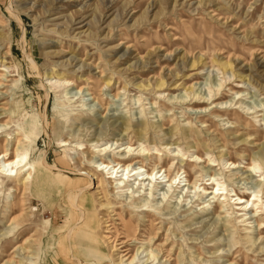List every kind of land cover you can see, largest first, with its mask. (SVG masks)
<instances>
[{"label": "rangeland", "instance_id": "obj_1", "mask_svg": "<svg viewBox=\"0 0 264 264\" xmlns=\"http://www.w3.org/2000/svg\"><path fill=\"white\" fill-rule=\"evenodd\" d=\"M16 139L36 170L2 180L0 264H129L104 236L130 219L133 264H264L244 195L264 205V0H0V154ZM107 144L180 186L117 189L96 168Z\"/></svg>", "mask_w": 264, "mask_h": 264}, {"label": "bare ground", "instance_id": "obj_2", "mask_svg": "<svg viewBox=\"0 0 264 264\" xmlns=\"http://www.w3.org/2000/svg\"><path fill=\"white\" fill-rule=\"evenodd\" d=\"M82 90H83L82 88L79 89V92L82 93ZM202 99L207 100V98H204L203 96L200 97V95H199L198 100H202ZM95 100H97L98 104L102 105V103L99 100V98H95ZM190 102H192V100H190ZM196 103L197 102H195L193 105H195ZM16 145H18V147L15 149V152L13 154L10 153V150H9L10 148L6 144H5V148L3 150V153L0 154V191L4 188V181H2V180H6V181L7 180H9V181L15 180V181H17L19 183L20 187H25L27 184H29V182L31 181V179L33 177L32 176V172L36 170L35 165L27 160V156L23 155V154H20V150H22V148H24V145L21 142V140H17V144ZM67 145L68 144L65 143V145L63 147H67ZM112 147L113 146L110 147V145L107 144L105 146H102V148L97 152L98 153L97 154V158H99V161L97 163L98 167H96V168H98L100 170L99 172L102 173V174L104 172H106V174L109 175V181L114 180V182H111V183H115V184L117 183V185H116L117 189H119V188H122V189L128 188L130 186V184H132L131 183L132 182V178H134V177H136L137 181L140 180V182L138 183V187L136 188L137 190H141L142 186L144 188L146 182H149V184L150 183L151 184L154 183V187H158L159 185H161L160 179H164V181L170 183V188L174 189V193L178 189V186H180V184L182 182L181 181L180 172L176 173V175H173L174 173H173V171L170 168L169 169L166 168V170H163L161 168V170L156 171V170H158V166L159 165H156L155 168L151 170V172H149V170H145L144 168H147V166H146V161L144 160V156H147V155L145 153H143L142 150L136 152L139 149L138 147H135L134 145L133 146L129 145L126 148L124 147V150H122L123 154H120L118 157H114V155H113L112 158H108L109 155L114 152V151L113 152L111 151ZM125 150L127 152H125ZM195 163L197 165L198 161L195 162ZM232 165H233V163H231V166ZM249 168H251V169L253 168V170L255 169V162L254 161L250 162ZM90 169H91V167H90ZM251 169H249L248 172L251 174V176H253V174L251 172ZM182 170H184V169L182 168ZM183 173L185 174V177L187 179L185 181H187L188 184L191 185V187H194L195 189L198 188L197 187L198 183L200 181H203L202 179H198L196 181L191 182V178H192L191 175H189L188 172H186V171H184ZM102 174H99L97 169H96V171H94L92 173L90 171V172L84 174V176L87 175L90 184H92V182L95 181L94 185H96V190H100L102 185H103V183H105L104 179H102V180L99 179L102 176ZM213 176L214 175H212V178H213ZM200 177H202V176H200ZM149 184L147 186H149ZM203 184H204V182L201 185H203ZM215 185L219 186V183H217V184L210 183L209 186H213L215 188L216 187ZM205 186H206V184H205ZM214 188L213 189H208V188L205 187L204 191H206V194L212 195L213 196L212 199L215 202V199H217V198L222 196V194H219V193H221L220 191H222V189H224V188L222 187V189H218V187H217V189H218L217 191H214ZM211 190L214 191V193L213 192H209ZM98 194L102 195L103 194L102 190H100L98 192ZM246 194H249L250 196H252V199H251V201H253L252 207H255L254 209H252V207H251V210H250L251 212L252 211L255 212V214L252 217L256 218V220H258L259 218H262L261 215L257 214L258 210H260V209L262 210V208L264 207L263 202H262V204H260L258 193L257 194H254V192L252 194H250L248 192L244 193V195H246ZM133 196H134L133 197V201H136V198H140V197H135V195H133ZM235 196L239 197L237 200L240 201L236 205H242L243 206V205H245L247 203L245 209H241V211L246 212V210L248 209V206L251 203V201H249V199H247L245 201L246 198L241 197V194H238V193ZM219 203H221V202H219ZM105 205H107V204H105ZM21 206L23 207V205H21ZM145 213L148 214V215H154V214H152V212L150 213V211H145ZM248 213L249 212H247L246 214H248ZM246 214L244 216H246ZM117 216L119 218L120 214L117 215ZM14 220H15V218H13V221ZM112 220H114V219H112ZM246 221H247V219L245 220V222ZM149 222H150V234H149V238L147 239V241H151L153 236H154L153 235V232H154V229H153L154 220H151ZM106 223H110V224H107V226H106L109 230H107L105 232L106 235L104 236V238L110 244V248L113 251L117 252L118 260L120 261V263H123L125 261H129V264H133L136 261L137 256H138V254L134 255L132 250L129 249V242L132 241V240L136 241V239H135L136 236L134 234L135 232L130 229L131 226H132L133 220L130 219L129 223H127V222L125 223L124 222V227H126L128 229L126 237H124L125 238L124 240H122L121 238L119 239L117 237V234H115L116 231H117L115 223H111L108 220L106 221ZM263 223L264 222L262 221V223L259 224V225H262ZM259 230L261 232L264 231V224H263L262 227H260ZM149 244H150V242H149ZM160 251H162V250H159V252ZM162 252H164V251H162ZM152 254H153V252L151 253V255ZM162 254L164 256L165 252L162 253ZM158 255H160V254H158ZM152 256H154L156 258L155 254L152 255ZM167 258H168L167 260H170L171 256L168 254Z\"/></svg>", "mask_w": 264, "mask_h": 264}]
</instances>
